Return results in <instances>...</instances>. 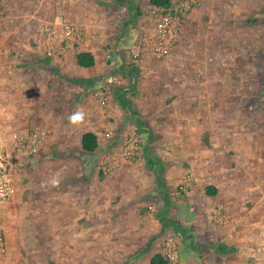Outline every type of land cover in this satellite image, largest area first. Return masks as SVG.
<instances>
[{
  "label": "crops",
  "instance_id": "0c3cea01",
  "mask_svg": "<svg viewBox=\"0 0 264 264\" xmlns=\"http://www.w3.org/2000/svg\"><path fill=\"white\" fill-rule=\"evenodd\" d=\"M153 7L0 0V153L45 136L15 156L0 264H264V0H192L162 54L142 42ZM60 22L79 36L47 56ZM133 135L135 159L114 157Z\"/></svg>",
  "mask_w": 264,
  "mask_h": 264
},
{
  "label": "built area",
  "instance_id": "2783aa9c",
  "mask_svg": "<svg viewBox=\"0 0 264 264\" xmlns=\"http://www.w3.org/2000/svg\"><path fill=\"white\" fill-rule=\"evenodd\" d=\"M192 7V0H177L167 8L153 7L151 14L155 19L156 31L149 39L142 40L147 43L150 48L158 53H166L169 43L176 30L177 23L188 13ZM46 36L48 39L46 47V55L50 56L54 52L53 46L61 44L70 38H78L79 30L77 27L68 23L60 22L57 24H49L46 27ZM2 23L0 13V46L2 43ZM44 133L31 131L28 135L12 133L14 154L6 152L0 153V201L9 200L15 193L14 182L11 179V173L15 166V156L28 154H37L44 142ZM137 140L135 135L127 138L122 144V150H115L112 154L114 157L123 158L127 162H131L137 155ZM181 188L184 186L181 185ZM167 264H180L175 251L168 250L166 253Z\"/></svg>",
  "mask_w": 264,
  "mask_h": 264
},
{
  "label": "trees",
  "instance_id": "16d2710c",
  "mask_svg": "<svg viewBox=\"0 0 264 264\" xmlns=\"http://www.w3.org/2000/svg\"><path fill=\"white\" fill-rule=\"evenodd\" d=\"M149 2L156 7L167 8L171 4V0H149ZM77 63L80 66H91L94 63L93 57L89 53H80L77 55ZM97 145L96 137L92 133H86L83 136V147L88 150L94 149ZM151 264H167L160 255L153 258Z\"/></svg>",
  "mask_w": 264,
  "mask_h": 264
},
{
  "label": "clouds",
  "instance_id": "9594fccd",
  "mask_svg": "<svg viewBox=\"0 0 264 264\" xmlns=\"http://www.w3.org/2000/svg\"><path fill=\"white\" fill-rule=\"evenodd\" d=\"M85 112L81 109H77L75 112H73L70 116H69V122L74 125V126H79L80 124H82L85 120ZM52 186H58L59 184V179L57 178H53L51 181Z\"/></svg>",
  "mask_w": 264,
  "mask_h": 264
}]
</instances>
